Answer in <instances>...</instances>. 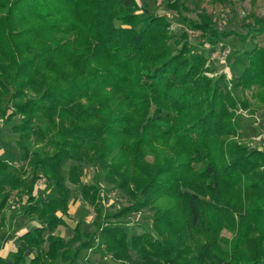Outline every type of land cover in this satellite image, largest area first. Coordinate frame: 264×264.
Masks as SVG:
<instances>
[{
	"label": "trees",
	"instance_id": "trees-1",
	"mask_svg": "<svg viewBox=\"0 0 264 264\" xmlns=\"http://www.w3.org/2000/svg\"><path fill=\"white\" fill-rule=\"evenodd\" d=\"M168 7L211 43L236 34L203 7L197 20L177 0ZM254 17L241 36L253 42L247 65L228 78L207 74L212 51L179 40L173 52L171 20L137 0H0V118L19 116L20 152L17 168L0 157V224L14 195L40 222L19 237L36 255L20 246L0 264H74L93 249L119 264H264V150L235 139L238 107L264 105V17ZM87 164L129 203L105 214L100 184L83 180ZM42 178L52 192L36 196ZM72 186L96 216L65 239L55 232ZM145 208L151 230L114 222Z\"/></svg>",
	"mask_w": 264,
	"mask_h": 264
},
{
	"label": "rangeland",
	"instance_id": "rangeland-1",
	"mask_svg": "<svg viewBox=\"0 0 264 264\" xmlns=\"http://www.w3.org/2000/svg\"><path fill=\"white\" fill-rule=\"evenodd\" d=\"M137 1L141 11L148 13L152 12L153 14H165L171 20L172 32L174 34L171 43L173 52L179 51L182 44L185 42L196 52H205L208 56L211 51L213 52L210 67L213 68L214 71L207 72L210 76H219L223 72H226L228 78H230V71L232 70L236 76L241 73L243 68L247 65L245 50L253 46L252 39L243 42L241 36H244L248 32L249 24L254 21V16L264 17V0H226L224 3L216 4L205 0L200 3L201 7H197L196 0H177L182 4L181 11L187 18L197 20L198 12H200L203 7L213 16L214 27L216 29L220 32L230 30L236 32V34L232 33L228 37H222L219 41L211 43L208 39L210 36H205L200 31L190 29L181 15H176V13L169 10L168 3L175 0ZM179 40L182 41L180 45L176 42ZM255 41L264 46V33L258 35ZM229 52L231 53L229 54ZM227 54L229 55L226 59ZM239 91L238 89L237 94L241 96ZM251 101L254 103L252 98ZM14 110L12 106L6 108L4 117L6 118L11 115ZM236 113L239 114L238 118L242 122V135L236 136L235 139H237L239 143L241 142L251 147L252 137L264 133V105H254L248 109L238 107ZM18 123L19 116H14L7 124L0 118V157L10 159L11 163L16 168L20 165V152L16 144L17 135L12 131V127ZM65 174L67 175L66 170ZM83 180H85V182L100 184L102 189L101 204L105 214L116 211L119 207L130 201L122 192L109 186L105 182L104 176L98 167L93 164L85 165ZM72 188V212L70 214L71 220L69 221L71 224H74L76 221L81 220L85 230H92L94 228L93 220L96 216V211L83 200L81 192L76 186H72ZM51 192L48 183L44 179H41L37 185L36 195H45ZM12 201L20 204H9L7 207L6 222L8 220V228L15 226L14 232H16L23 227H27L33 220L21 212L22 202L19 201L18 196L14 195ZM152 216L153 213L151 209L145 208L139 212L129 213L123 218L114 220V222L127 227L131 233H143L152 229ZM18 224L19 226L16 227ZM5 228L7 229V226H5ZM224 234L230 236V233L226 230Z\"/></svg>",
	"mask_w": 264,
	"mask_h": 264
},
{
	"label": "crops",
	"instance_id": "crops-1",
	"mask_svg": "<svg viewBox=\"0 0 264 264\" xmlns=\"http://www.w3.org/2000/svg\"><path fill=\"white\" fill-rule=\"evenodd\" d=\"M37 185H38V183H37ZM37 185L35 188V194H36ZM45 195H47V194H45ZM36 196H39V195H36ZM10 203L11 204H14V203L17 204V202H13L12 199L10 200ZM18 204H20V203H18ZM22 204H23V202H22ZM7 207L3 211V214L1 216L2 223L0 224V257L9 258V255L16 252L20 246L23 247V249L25 251V255H27L30 258L34 257L36 255V249L32 248V247H28L24 241L19 239V237L22 234H24L25 232H27L28 230H31L35 227L40 226V222L37 219L32 218L33 222L30 223L27 227H23V228L19 229L18 231L14 232L15 226L8 228V220L6 222ZM71 212H72V198H71L70 203H69V214H68V216H63L66 220V225L59 226L55 232L56 235L61 236L65 239H69L72 236V228H74L76 226L77 222L80 221V220H78L74 224H71L69 221V220H71V218H70ZM58 214L62 215L61 212H58ZM5 226H7V229L5 228ZM18 226H19V224L16 227H18ZM82 226H83V224H82ZM83 258L88 260L90 262V264H94V263L119 264L117 261L112 259V257L110 255L102 254L101 251L95 250V249L84 250L81 253L80 258L74 264H82Z\"/></svg>",
	"mask_w": 264,
	"mask_h": 264
},
{
	"label": "built area",
	"instance_id": "built-area-1",
	"mask_svg": "<svg viewBox=\"0 0 264 264\" xmlns=\"http://www.w3.org/2000/svg\"><path fill=\"white\" fill-rule=\"evenodd\" d=\"M252 148L264 150V133L252 137Z\"/></svg>",
	"mask_w": 264,
	"mask_h": 264
}]
</instances>
